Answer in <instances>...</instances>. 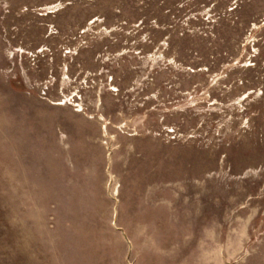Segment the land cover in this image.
I'll list each match as a JSON object with an SVG mask.
<instances>
[{
	"label": "rangeland",
	"instance_id": "obj_1",
	"mask_svg": "<svg viewBox=\"0 0 264 264\" xmlns=\"http://www.w3.org/2000/svg\"><path fill=\"white\" fill-rule=\"evenodd\" d=\"M0 264H264V0H0Z\"/></svg>",
	"mask_w": 264,
	"mask_h": 264
}]
</instances>
